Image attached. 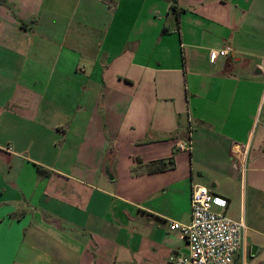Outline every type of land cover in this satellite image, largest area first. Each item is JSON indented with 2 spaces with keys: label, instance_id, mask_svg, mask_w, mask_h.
<instances>
[{
  "label": "crops",
  "instance_id": "0c3cea01",
  "mask_svg": "<svg viewBox=\"0 0 264 264\" xmlns=\"http://www.w3.org/2000/svg\"><path fill=\"white\" fill-rule=\"evenodd\" d=\"M197 186L264 264V0H0V264H167Z\"/></svg>",
  "mask_w": 264,
  "mask_h": 264
},
{
  "label": "built area",
  "instance_id": "2783aa9c",
  "mask_svg": "<svg viewBox=\"0 0 264 264\" xmlns=\"http://www.w3.org/2000/svg\"><path fill=\"white\" fill-rule=\"evenodd\" d=\"M230 46L213 49L208 54L209 62L231 53ZM180 150L190 148V128L184 139L176 142ZM215 197L209 188L197 186L190 191L189 220L181 223L167 220V228L176 231L185 240V254H169L167 264H235L233 255L240 246L241 234L245 229L242 220H233L225 212L215 209Z\"/></svg>",
  "mask_w": 264,
  "mask_h": 264
},
{
  "label": "trees",
  "instance_id": "16d2710c",
  "mask_svg": "<svg viewBox=\"0 0 264 264\" xmlns=\"http://www.w3.org/2000/svg\"><path fill=\"white\" fill-rule=\"evenodd\" d=\"M168 8H169V10H171L172 12H175L176 14L178 13V12H180V11H182V9H176V4L173 2H171L170 4H169V6H168ZM21 26H23L22 24H21ZM158 170L159 169H161V167H158L157 168Z\"/></svg>",
  "mask_w": 264,
  "mask_h": 264
},
{
  "label": "rangeland",
  "instance_id": "374dc122",
  "mask_svg": "<svg viewBox=\"0 0 264 264\" xmlns=\"http://www.w3.org/2000/svg\"><path fill=\"white\" fill-rule=\"evenodd\" d=\"M214 196H217L218 197V195H216V194H214ZM217 204H218L217 206H221L222 202L218 201Z\"/></svg>",
  "mask_w": 264,
  "mask_h": 264
}]
</instances>
